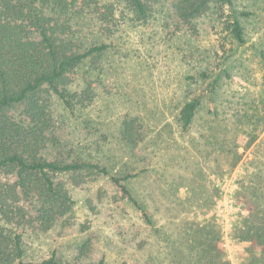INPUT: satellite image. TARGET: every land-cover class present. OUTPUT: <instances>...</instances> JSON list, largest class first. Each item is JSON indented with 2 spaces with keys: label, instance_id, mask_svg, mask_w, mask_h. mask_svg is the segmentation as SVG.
<instances>
[{
  "label": "rangeland",
  "instance_id": "374dc122",
  "mask_svg": "<svg viewBox=\"0 0 264 264\" xmlns=\"http://www.w3.org/2000/svg\"><path fill=\"white\" fill-rule=\"evenodd\" d=\"M150 1L146 21L114 0H103L113 5L109 22L88 10L74 16L71 23L85 43L109 47L101 59L87 62L71 84L72 91L80 92L92 83L95 98L75 116L52 95L46 102L60 142L57 151L108 166L114 176L139 175L127 184L147 205L153 225L145 224L142 213L121 197L110 176L83 175L75 185L68 182L74 204L65 217L47 232L25 231V262L55 256L83 264H144L147 259L176 264L175 246L189 216L181 202L197 188L200 201L209 203L200 220H210L217 216L214 204L220 199L215 188H221L217 213H222L229 258L236 264L234 252L244 245L229 239L230 223L240 212L232 200L247 175H264V112L243 126L233 116L247 119L264 97V0L214 6L190 26L175 15L178 0ZM229 15L239 18L244 44L227 32ZM193 99L200 105L185 131L178 115ZM129 122L133 143L123 134ZM253 125L259 137L245 148ZM219 141L231 145L227 153L239 143L243 156L235 168L231 156L220 155Z\"/></svg>",
  "mask_w": 264,
  "mask_h": 264
},
{
  "label": "trees",
  "instance_id": "16d2710c",
  "mask_svg": "<svg viewBox=\"0 0 264 264\" xmlns=\"http://www.w3.org/2000/svg\"><path fill=\"white\" fill-rule=\"evenodd\" d=\"M114 1L127 7L139 21H146L152 10L150 0ZM109 4L103 0H0V264H83L55 256L25 262L23 245L25 231L47 232L71 211L74 201L68 182L75 185L83 175L110 176L121 197L142 213L145 224L153 225L147 205L133 195L127 184L139 175L114 176L108 166L100 167L71 153L64 156L57 151L60 142L53 133L46 102L52 95L75 116L95 98L96 87L92 83H87L80 92L72 91L71 84L87 62L101 59L109 47L104 43H85L71 22L74 16L87 10L101 16L102 22H109L110 16H114L113 5ZM232 4V0H178L174 11L183 26H190L212 7ZM224 25L237 43H245L244 30L236 15L227 16ZM258 102L250 108L252 114H247V119L245 115L233 116L239 122L237 126H243L244 120L252 124L264 112V97ZM199 105L193 99L181 107L178 123L183 130L190 131ZM132 126L127 123L123 134L133 143L136 139ZM256 130V125L249 130L245 148L259 137ZM140 132L141 129L139 135ZM218 143L220 155L231 156V168H235L243 156L239 143L231 153H227L230 144ZM247 177V182L239 183L234 193L232 201L240 212L230 223L229 239L236 245H244L234 252L236 264H264V175L259 172ZM215 189L220 199L214 204L217 216L210 220L207 217L200 220V211L207 209L209 203L200 201L197 194L201 191L197 188L181 202L189 207V216L180 228L179 245L175 246L176 264H232L224 219L222 213H217L223 191ZM144 264L153 263L147 259Z\"/></svg>",
  "mask_w": 264,
  "mask_h": 264
}]
</instances>
